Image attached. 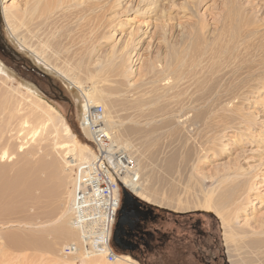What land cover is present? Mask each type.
<instances>
[{
    "label": "rangeland",
    "instance_id": "374dc122",
    "mask_svg": "<svg viewBox=\"0 0 264 264\" xmlns=\"http://www.w3.org/2000/svg\"><path fill=\"white\" fill-rule=\"evenodd\" d=\"M29 1L2 0L6 7L18 10ZM2 2L1 36L10 54L0 55V68L5 69L0 75V105L17 109L20 117L27 114L28 100L23 99L27 86L55 107L81 145L92 149L89 136L79 127V92L63 78L71 71L72 80L82 88H93L99 96L114 142L133 160L152 200L127 193L165 218L155 227L170 233L166 245L144 261L118 256L137 264H200L199 250L206 248L203 263L264 264V245L251 241L253 236L239 239L236 231L264 217V0H111L101 28L80 29L92 12L84 9L78 14L79 6L70 8L66 16L55 13L52 27H38L41 19L33 18L16 29L15 38L1 16ZM153 5L155 16L148 17ZM195 14L205 15L201 42L191 40L199 28ZM217 36L222 40L217 41ZM18 41L24 42L23 47ZM57 88L71 101L72 114L64 104L54 103ZM6 120L0 115V132ZM55 120L54 129L61 134V120L58 116ZM16 122L11 120L4 137L13 134L10 130ZM48 130H39L22 152L17 149L19 140H0L7 144H0V155L6 151L13 156L11 162L0 160V258L9 243L14 264H51L54 258L82 264L81 259L62 253L73 238L56 241L54 237L62 200L72 190L74 167L63 169L62 154L53 146L55 134ZM124 144L130 145L128 149ZM20 170L33 182L25 193L17 189ZM227 173L248 178L251 188L246 212L235 223L229 255L217 217L196 208L216 179ZM236 185L233 182L231 188ZM197 219L203 223V237L193 229Z\"/></svg>",
    "mask_w": 264,
    "mask_h": 264
},
{
    "label": "bare ground",
    "instance_id": "6f19581e",
    "mask_svg": "<svg viewBox=\"0 0 264 264\" xmlns=\"http://www.w3.org/2000/svg\"><path fill=\"white\" fill-rule=\"evenodd\" d=\"M107 1H109V3ZM203 1H205V0H200V2H203ZM1 2H2V0H1ZM106 2L107 3L105 4L103 0H100V1H95V0H84V1L83 0H31V1H29V3H26V5L27 4L28 5H27V7L24 10L23 9L18 10L16 8H14L13 5L11 7H6L4 5V2H2V5H1V16L3 17L5 27L8 30L9 34L13 38H15L16 37V29H18V27H20L22 25L28 24L27 23L28 21L29 22L33 21V18L36 21H37V19H39L38 21H40V19H41V21L37 23L38 27H42L44 25L47 27V26H50V24L51 25H55L54 23H56L55 22L56 20H54V21L51 20V18L54 16L55 13L58 14L57 12H59V13L61 12V13H63V15L66 16L67 13L69 14L68 10H70V8L79 7L80 6L79 7V12H77L78 14H80L82 12V10H84V9L89 10V11L91 10L92 17L91 18H87L86 21H85V24H82L81 26H79V28L84 30V28L88 27L87 25H91V27L93 29H96V28H99V27L101 28L102 27V25L104 24L103 23V14L106 13L110 9L109 6L111 4V0H106ZM156 2L157 1H155V4H156ZM83 3H85L87 6H86V8L82 9L81 6H82ZM156 6H157V4H156ZM156 6L153 5L152 11L150 10L151 12L148 13V15H147L148 17H150V14H153L154 12L156 13V10H157ZM193 6H195V5H193ZM166 10L167 9H165V11ZM136 12H138V11H136ZM166 13H167V11H166ZM71 14H72V12H71ZM137 16L138 15H136L135 17H137ZM152 16H155V15L153 14ZM204 16L205 15L203 14V16L199 17V16H197L195 14V17L197 19L199 28L195 29V31L193 30L194 32H192V39L191 40L194 41V42H198V41L201 42L202 39L205 38L204 37V35H205L204 31H205L206 22L204 21V18H205ZM35 20H34V22H35ZM66 26H68V25H66ZM50 27H52V26H50ZM74 27H75V25H74ZM43 28H45V27H43ZM87 29H85V30H87ZM103 29H105V26H103ZM49 30H50V28H49ZM85 30H84V32H85ZM79 33H81V32H79ZM132 34H133V32H132ZM111 35H113V34H111ZM111 35H109V37H111ZM94 37L97 39V35H95ZM84 38H85V36H84ZM216 40L219 41V40H222V39H221V37L217 36ZM18 42L21 44V47H23L22 43H24V42H22V43H21V41H18ZM47 44H48V42H47ZM190 44L192 45V47L195 45L193 43H190ZM212 44H215V43L212 42ZM125 48H126V46H125ZM246 49H247V46H246ZM246 49H244V50H246ZM262 50H264V44H263ZM34 53H36V52H34ZM74 56H75V54H74ZM37 59H41V57L38 54H37ZM44 59H47V58L44 57ZM44 59H41L40 61L43 62L47 67H49L50 63H48L49 64L48 65L47 64L48 61H44ZM70 60H72V59H70ZM118 62H120V61H118ZM183 64H184V62H183ZM4 70L5 69H3V68L1 69L0 68V75L1 74L3 75V72L5 74ZM54 70H55V68H54ZM69 70H70V68H69ZM60 72H62V71H60ZM68 73L72 74L71 71L68 72ZM68 75H66L67 77L63 75L64 76L63 78H65V81H67L73 88H75L79 92V95H80L79 98H80V101H81V103H80V117L82 119L83 111L85 110L83 108L84 99H85V101L86 100L89 101L92 105H97L99 103L100 98H97L99 96H96L94 94L93 88H89V89L82 88L81 87L82 85L80 86L78 81L72 80L71 79L72 76L69 75V77H68ZM26 87H25V91L24 92L26 93L27 96L23 97V99H25V101L28 100V105H25V106H28V108H27L28 109V113L27 114H25L24 116L20 117V116L15 114V113H17V109H13L12 108L11 111H9V107L5 108L4 104H3V107H4L3 108L0 105V115H1V117L2 116H6V118H7L4 128L2 127L3 131L0 132V140L3 141L2 139L4 137V135H3L4 132H8L7 128H8L9 125H11V120H13V119L16 120L17 119V122H16L15 126H13L12 129L10 128L11 129L10 132H13V134L9 135V138L4 137V139H6V141H8V143L10 141H12L13 139L17 140V142L19 140L20 142H19V145L17 146V149L19 150V152H22V151H24V149H26V146L28 145L29 140L35 138L37 136V134L39 133L38 132L39 130H41V131L42 130H46L49 127L48 131L51 134H55V140H53L54 150H56L57 153L62 154L61 160H62L63 164L65 165V167L63 168L64 170L68 171V169L71 168V167H75L78 164L86 163L88 161H91L92 157H93V150L90 149L86 145H81L78 142L76 136L72 134L70 128L65 126L64 121L62 119V116L55 109V107H53L52 105H50L46 101H44V99L40 95H38L36 93L37 91L35 92V91H33L31 89H28ZM5 92H6V90H5ZM12 92H14V91H12ZM12 95L14 96V94H12ZM12 95H8V96H12ZM0 97H1V95H0ZM6 98H8V97L6 96ZM5 101H6V99H5ZM6 111L8 112L7 114L5 113ZM57 116H58V118H60L61 124H62L61 134H58V130L54 129L53 122H54L55 118H57ZM29 119H31V121ZM1 122H2V120H1ZM31 123H36V124H39V125L37 127H32ZM109 124L110 123H108V121L106 119V116H104L103 126H104L105 130L107 131V133L109 135H111L112 139H113V137H114L113 136V132L110 130ZM83 131L88 135V133H87V131L85 129H83ZM50 133H49V135H50ZM28 136H29V138H28ZM59 136H61V137H59ZM59 138H61L62 141ZM53 139H54V137H53ZM57 141H59V143ZM112 143L115 146H117V144L114 142V140H113ZM0 144H2V143L0 142ZM4 144L7 145L6 143H3L2 145H4ZM129 146L127 144H124V148L125 149H128ZM45 154H47V153L45 152ZM172 155L173 154H171L170 158L172 157ZM12 158H13V156L8 154L6 151H3L1 153V155H0L1 162H4V161H10L11 162ZM168 168H170V167H168ZM44 170H46V169H44ZM25 173H24L23 170H20V174H17V179H16L17 182L14 180L16 182V184H17V187H18L17 189L19 191H21L22 193H25L26 190H28V191H29V189L31 190L30 187L33 186V182L31 180L25 179V176L28 175V174H25ZM29 175H30V173H29ZM215 175H216V173H215ZM72 176H73V174H72ZM40 180H42V179H40ZM230 180H232V183L234 182L235 184H237L235 186L234 190L231 188L232 183L230 184L229 188H227V183ZM72 182H73V179H72ZM35 185H37V182H36ZM126 187H127V191L129 190L131 194H134L135 196L139 197L140 199H143L145 201H151L152 200V198L149 195H147L146 191H144V187H143L142 183L139 181V176H137V180L135 182H131L129 184H126ZM1 189H3V188H1ZM249 190H251V188L248 187V178L239 177V176H237V174H233V176H231L229 173H227L226 176L223 177L221 180L216 179L215 186H213L210 190L207 191V196L204 197L205 198L204 202H202V203H200V205L196 206V208H199V209L204 210L206 212L213 213L217 217V219L219 220V222L221 224V229H222L223 242H224V245H225V247H226V249L228 251V255L230 254V251H231V247H232L231 245L233 243H235V238H236L235 233H234V227H236L235 223L237 222V219L241 217V215L245 214L244 212H246V211H244V210L246 209L247 205L249 204V200H250V192H249ZM184 193H185V191H184ZM64 194H63V196H64ZM54 198H56V197H54ZM71 198H72V190H69L68 193H67V197L66 198L64 197L63 200H62V207H64V208H63V210H61L60 215L59 216L57 215L58 217L55 220L56 224L60 223L58 225V229H57L58 232L54 235L56 241L57 240L58 241L59 240H64V239H68V238H73V240H71V241L72 242H77V234L75 233V231L72 229V227L70 225V204H71ZM177 209L178 210H182L180 208H177ZM251 224H254V225L252 226ZM49 225L50 224L46 225L45 227H47ZM238 229L239 230H236V231H238V233H240V234L239 235L237 234V238H239V239L242 238L243 239L245 237V235H246V238H249V237L253 236L254 240H253V238H251L252 239L251 241H254L257 244L262 243L264 245V217L263 216L259 217L256 220L255 223L254 222H252V223L251 222L250 223L247 222L245 227H238ZM13 241H15V240H13ZM7 244H8V247L5 245L6 247H5V250H4V253H3V257L0 258V264H14V259L12 258V255H11V253L9 251L10 244L9 243H7ZM229 258H230V256H229ZM81 261H82V264H137L136 262H133L129 258L120 257V256H117L116 261L113 262V263H106V260L104 262V258L103 257H93V258H88V259H85V260L81 259ZM51 264H67V263L66 262H62L61 259L54 258L52 260Z\"/></svg>",
    "mask_w": 264,
    "mask_h": 264
},
{
    "label": "built area",
    "instance_id": "2783aa9c",
    "mask_svg": "<svg viewBox=\"0 0 264 264\" xmlns=\"http://www.w3.org/2000/svg\"><path fill=\"white\" fill-rule=\"evenodd\" d=\"M83 108L79 127L89 135L93 157L73 168L70 225L77 242L64 246L62 253L83 260L103 257L113 263L118 255L112 250L111 234L120 191L135 182L138 174L133 160L112 143L105 130L103 107L84 99Z\"/></svg>",
    "mask_w": 264,
    "mask_h": 264
},
{
    "label": "flooded vegetation",
    "instance_id": "af4514ba",
    "mask_svg": "<svg viewBox=\"0 0 264 264\" xmlns=\"http://www.w3.org/2000/svg\"><path fill=\"white\" fill-rule=\"evenodd\" d=\"M0 50V55L6 57L2 47ZM56 92L58 98L53 97L54 103L59 106L64 104L69 108V114H72L71 101L60 89L57 88ZM126 204H128V208L123 212V215L116 216L117 219L111 234V244L120 256H133L144 261L149 252L167 243L160 230L152 227V225L154 226L153 222H162V217L142 202L127 201ZM197 224L200 223H195V225Z\"/></svg>",
    "mask_w": 264,
    "mask_h": 264
},
{
    "label": "trees",
    "instance_id": "16d2710c",
    "mask_svg": "<svg viewBox=\"0 0 264 264\" xmlns=\"http://www.w3.org/2000/svg\"><path fill=\"white\" fill-rule=\"evenodd\" d=\"M2 37L3 36H1V29H0V47H2V49H3V51H4V53H6L5 55H6V57H8V53H9V49H8V47H6V45H5V43H4V40L2 39ZM1 51V50H0ZM10 54V53H9ZM2 55V54H1ZM130 197H132V196H130L128 193H127V190H125V189H121V191H120V202H119V206H118V209H117V213H116V216L117 217H119V216H122L123 215V212L126 210V208H128V204H126V202L128 201V198L130 199ZM133 199H135V198H133ZM136 200V199H135ZM137 201V200H136ZM149 208H151V207H149ZM153 211H154V213H156L157 211H155L153 208H151ZM157 213H159V212H157ZM160 214V213H159ZM160 217H162L163 219H162V221L164 222L165 221V218H164V216H162L161 214H160ZM116 219L117 218H115V222H116ZM114 222V223H115ZM200 223V224H197V225H195V223ZM154 223V226L152 225V227L153 228H156L155 227V225L157 226V224L159 223V221L158 222H153ZM195 223H193V226L195 227V228H193L194 229V231L195 232H198V235L200 236V237H203L202 235L204 234V231L200 228L202 225H203V223L201 222V221H199L198 219L197 220H195ZM114 226V225H113ZM158 228V227H157ZM161 232V231H160ZM162 234V236L164 237V238H166V241L167 242H169V240H168V238H167V236L168 235H170V233H168V232H164V233H161ZM167 244V243H166ZM165 244V245H166ZM204 246V245H203ZM111 247H112V250L114 251V253H117V255L119 254V252H117L116 250H115V248H114V246L111 244ZM200 251V254H201V256L203 257V255L205 254V251H206V248H204V249H202V250H199ZM152 253V251L151 252H149L148 253V255L149 254H151ZM196 253V252H195ZM193 257H195V255H193ZM202 257L197 261V262H199L200 264H210V262L208 261L207 263L205 262V263H203L202 262ZM213 263H214V261H213Z\"/></svg>",
    "mask_w": 264,
    "mask_h": 264
},
{
    "label": "water",
    "instance_id": "95a60500",
    "mask_svg": "<svg viewBox=\"0 0 264 264\" xmlns=\"http://www.w3.org/2000/svg\"><path fill=\"white\" fill-rule=\"evenodd\" d=\"M130 201H135L136 202V200L133 199V197H130V199L128 198V202H130Z\"/></svg>",
    "mask_w": 264,
    "mask_h": 264
}]
</instances>
